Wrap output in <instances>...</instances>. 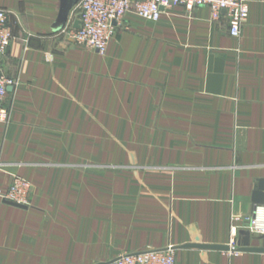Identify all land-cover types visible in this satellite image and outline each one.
<instances>
[{
	"label": "crops",
	"instance_id": "crops-1",
	"mask_svg": "<svg viewBox=\"0 0 264 264\" xmlns=\"http://www.w3.org/2000/svg\"><path fill=\"white\" fill-rule=\"evenodd\" d=\"M79 1L0 0L13 36L1 69L17 82L0 190L31 185L27 206L0 200V264L168 245L175 264H264V236L246 235L264 199V0H247L238 37L206 6L127 14L104 55L66 33Z\"/></svg>",
	"mask_w": 264,
	"mask_h": 264
},
{
	"label": "built area",
	"instance_id": "built-area-1",
	"mask_svg": "<svg viewBox=\"0 0 264 264\" xmlns=\"http://www.w3.org/2000/svg\"><path fill=\"white\" fill-rule=\"evenodd\" d=\"M171 6H180L187 11L206 6L213 20H218L224 12L232 37L239 36L248 16L247 0H80L76 6L79 11V27L69 28L66 33L77 45L104 55L116 29L127 14H134L144 21L156 22L162 10ZM10 15V11L0 9V122L8 120L7 111L2 105L8 89L17 85V82L8 78L1 69V60L13 40L8 22ZM30 194V183L20 177H14L5 191L0 190V200L27 206ZM246 230L251 235L264 236V204L255 206ZM227 253H240L234 236L227 246ZM103 264H175V248L168 245L163 249L122 253Z\"/></svg>",
	"mask_w": 264,
	"mask_h": 264
},
{
	"label": "water",
	"instance_id": "water-1",
	"mask_svg": "<svg viewBox=\"0 0 264 264\" xmlns=\"http://www.w3.org/2000/svg\"><path fill=\"white\" fill-rule=\"evenodd\" d=\"M79 27V23L78 21L75 23L74 25V28L77 29ZM255 202V206L259 205V204H264V199H258L256 197V199L254 200ZM7 204H10V205H13V206H16V207H23V206H20V205H16V204H13V203H9V202H6ZM255 208V207H254ZM246 235H249V232L246 233ZM188 247H198V248H205V249H209V248H212V249H224V247H214V246H199V245H188ZM243 249L241 250H263V249H245L247 247H242ZM226 250H227V247H226ZM103 264V263H101Z\"/></svg>",
	"mask_w": 264,
	"mask_h": 264
}]
</instances>
